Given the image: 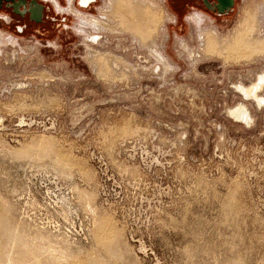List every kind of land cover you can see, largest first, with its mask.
I'll return each mask as SVG.
<instances>
[{
    "label": "rangeland",
    "instance_id": "1",
    "mask_svg": "<svg viewBox=\"0 0 264 264\" xmlns=\"http://www.w3.org/2000/svg\"><path fill=\"white\" fill-rule=\"evenodd\" d=\"M82 2L0 10V264H264V0Z\"/></svg>",
    "mask_w": 264,
    "mask_h": 264
},
{
    "label": "bare ground",
    "instance_id": "2",
    "mask_svg": "<svg viewBox=\"0 0 264 264\" xmlns=\"http://www.w3.org/2000/svg\"><path fill=\"white\" fill-rule=\"evenodd\" d=\"M141 1V0H140ZM139 2V1H138ZM138 2H136V3H138ZM83 3V2H82ZM90 3H92L91 2V0H86V3L85 4H83V6H87V5H89ZM132 3V2H131ZM135 3V4H136ZM115 4V3H114ZM134 4V5H135ZM141 4V3H140ZM117 5V4H116ZM115 5V6H116ZM126 5H127V3H126ZM133 5V7H135ZM138 5V4H137ZM112 7H113V5H111ZM148 6H149V4H148ZM111 7V8H112ZM127 7H129V6H127ZM132 7V6H131ZM132 7V8H133ZM146 7V6H145ZM152 7V6H151ZM154 7V6H153ZM152 7V8H153ZM115 8H117V7H115ZM120 8V7H119ZM136 8H138V7H136ZM129 9H131L130 7H129ZM154 9V8H153ZM126 10H128L127 8H126ZM132 10V9H131ZM139 10V9H138ZM113 11V10H112ZM123 11V10H122ZM125 11V10H124ZM129 11V10H128ZM141 11V10H140ZM142 11H143V9H142ZM145 11V10H144ZM110 12V11H109ZM114 12V11H113ZM116 12V11H115ZM120 12V11H119ZM117 13V12H116ZM118 14V13H117ZM115 15V14H114ZM123 15V18H124V20H123V23H125V20H127V23H125L126 25L128 24V23H132L133 24V26L134 25H136L137 26V24L139 23V25L141 24V25H143L142 27H143V30H146L147 28H144V25H146V22L147 21H149V20H151V21H154L155 19H156V16L154 17V15H153V17L152 16H150L149 14H145V13H142V12H137V11H134L133 13L131 12V13H128L127 11L125 12V13H123L122 14ZM161 16V15H160ZM150 21V22H151ZM144 23V24H143ZM105 25V24H104ZM129 25V24H128ZM140 25V26H141ZM130 26H132V25H130ZM108 27H110V26H108ZM149 27V26H148ZM131 28V27H130ZM135 28H137V27H135ZM133 29V28H132ZM141 30V29H140ZM260 30V27H259V25L258 26H256L254 29H252V31L250 32L251 34L249 35V37H248V39L249 40H255V39H260V40H264V38H260L259 36L257 37H255V35L258 33V31ZM142 32V31H141ZM137 34V33H136ZM206 36H208V43H207V45H206V47L204 48L205 50H206V52L207 53H210V52H213V51H215V49H214V47H215V36H214V34H212V32L210 33H208ZM238 41V40H237ZM242 42V41H241ZM262 44H255V45H253V47H258V50H260L261 52L263 51L264 52V44H263V42H261ZM239 45H240V43H238ZM237 44V45H238ZM247 45V44H246ZM250 45V44H249ZM251 46V45H250ZM252 47V46H251ZM241 48V47H240ZM256 49V48H255ZM244 51V50H243ZM234 52V51H233ZM245 52H246V50H245ZM231 54V53H230ZM159 55V54H158ZM157 55V56H158ZM231 55H233V53L231 54ZM104 57V56H103ZM159 57V56H158ZM250 57V56H249ZM252 57V56H251ZM92 58V57H91ZM96 59V58H95ZM100 59H101V57H100ZM117 59V58H116ZM257 89H259V86H253V87H251V88H249L248 90H247V94L248 95H250V96H256V91H257ZM233 115V114H232ZM235 118H237V119H239L240 121H245V122H249L251 119H250V116L247 114V113H244V114H242V112L241 113H236L235 115H233Z\"/></svg>",
    "mask_w": 264,
    "mask_h": 264
},
{
    "label": "water",
    "instance_id": "3",
    "mask_svg": "<svg viewBox=\"0 0 264 264\" xmlns=\"http://www.w3.org/2000/svg\"><path fill=\"white\" fill-rule=\"evenodd\" d=\"M203 2L209 10L215 11L219 15L229 14L236 5V0H217L214 6L209 0H203ZM5 4L18 10L23 9L20 14H29L31 21L36 24L43 22L44 6L38 0H32L30 2L27 0H0V9Z\"/></svg>",
    "mask_w": 264,
    "mask_h": 264
},
{
    "label": "flooded vegetation",
    "instance_id": "4",
    "mask_svg": "<svg viewBox=\"0 0 264 264\" xmlns=\"http://www.w3.org/2000/svg\"><path fill=\"white\" fill-rule=\"evenodd\" d=\"M53 1L56 2V0H53ZM212 1L213 2L212 3L210 2V3L213 4V6H214L217 3V0H212ZM85 3H86V0H83V4H85ZM3 7H6L8 9H10L14 13V15H16V16L22 18V19H24L26 17H29L30 18V15L29 14H25V15H21L20 14V12H22L23 9L18 10V9H15L13 7L8 6L7 4H5ZM259 79H261V81ZM255 85L256 86H259V89H257V91H256V96H253L252 97V96H250V95L247 94V90L249 88L255 86ZM263 86H264V75H261V76L258 77L257 82L255 84H253L252 86H250V87H244V86L240 85L238 88L241 91V93L246 96L247 99H249V100H255L257 103H259V105H261L264 102V99L259 96V93L262 90ZM241 112H242V114L247 113L250 116L249 111L243 105H241L237 109L231 111V114L235 115L236 113H241ZM250 119H251V117H250Z\"/></svg>",
    "mask_w": 264,
    "mask_h": 264
},
{
    "label": "built area",
    "instance_id": "5",
    "mask_svg": "<svg viewBox=\"0 0 264 264\" xmlns=\"http://www.w3.org/2000/svg\"><path fill=\"white\" fill-rule=\"evenodd\" d=\"M28 2H30V1H32V0H27ZM43 6H44V11H43V21L45 20V18H46V20L47 19H49V17H48V14H46V12H47V10H48V6L44 3V0H38ZM6 7H3L2 9H0V10H3V9H5ZM6 9H8V8H6ZM27 19H30L29 17H26ZM64 20H66V19H64ZM25 24L24 23H18L17 25H16V27H15V29H16V33H18V34H22L23 32H24V30H25Z\"/></svg>",
    "mask_w": 264,
    "mask_h": 264
}]
</instances>
